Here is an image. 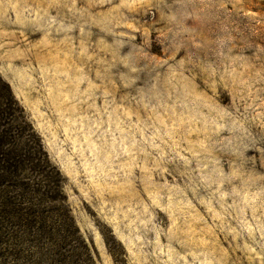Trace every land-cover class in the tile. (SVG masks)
<instances>
[{"label": "rangeland", "instance_id": "rangeland-1", "mask_svg": "<svg viewBox=\"0 0 264 264\" xmlns=\"http://www.w3.org/2000/svg\"><path fill=\"white\" fill-rule=\"evenodd\" d=\"M0 264H264V0H0Z\"/></svg>", "mask_w": 264, "mask_h": 264}]
</instances>
